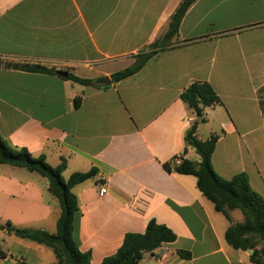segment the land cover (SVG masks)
Wrapping results in <instances>:
<instances>
[{"label": "crops", "instance_id": "0c3cea01", "mask_svg": "<svg viewBox=\"0 0 264 264\" xmlns=\"http://www.w3.org/2000/svg\"><path fill=\"white\" fill-rule=\"evenodd\" d=\"M182 1L0 0V136L52 167L66 160L65 180L97 170L73 189L80 250L93 264L114 255L127 233L143 234L152 219L177 240L138 264H252L251 252L227 244L231 223L199 191L197 178L165 164L184 155L195 119L181 94L206 82L222 101L205 110L197 131L204 141L220 135L214 170L226 180L246 173L264 197V0H197L166 40ZM151 50L157 53L140 72L97 87ZM58 71L92 82L74 83ZM184 156L199 162L193 148ZM235 211L232 222H243ZM60 214L46 178L0 164V224L54 234ZM0 264L58 263L47 246L0 230Z\"/></svg>", "mask_w": 264, "mask_h": 264}, {"label": "trees", "instance_id": "16d2710c", "mask_svg": "<svg viewBox=\"0 0 264 264\" xmlns=\"http://www.w3.org/2000/svg\"><path fill=\"white\" fill-rule=\"evenodd\" d=\"M197 0H183L171 17L166 40L174 38L180 24ZM155 46V45H154ZM151 47V49L154 48ZM151 50L139 54L133 65L111 75V82L118 83L140 72L156 55ZM23 71L40 74H56L53 68L41 65H14ZM74 83L88 85L92 81L79 78L68 72L66 78ZM98 88L109 86L97 85ZM181 99L187 110L195 115L191 127L185 134L184 155L193 148L200 162L181 158L179 165L173 162L165 164L169 172L180 175H191L197 178L199 191L214 204L215 210L225 216L231 223L226 231L225 240L235 250L251 252L252 264H264V197L255 191L246 173H239L229 180L219 176L213 167V154L220 139L219 134H213L207 140L198 138L197 131L200 122L206 120L205 110L222 104L213 87L206 82H197L189 86L181 94ZM261 108L264 113V88L261 90ZM78 103V100H77ZM0 164L26 169L38 173L49 181V192L58 199L61 214L57 221L56 233L43 230H28L13 227L10 223L0 224V230H5L18 238L30 240L52 249L58 264H93L90 252L80 250L78 223L81 216L79 201L73 189L75 186L97 176V170L86 173H73L65 180L63 173L67 169L66 160L57 167H52L45 156L34 157L26 148L12 146L0 136ZM238 210L243 215V222L234 224L230 212ZM177 235L165 224L156 220L149 221L143 234L127 233L118 251L106 257L101 264H138L145 255L154 254L163 245L173 243ZM182 259H191V253L179 251Z\"/></svg>", "mask_w": 264, "mask_h": 264}, {"label": "water", "instance_id": "95a60500", "mask_svg": "<svg viewBox=\"0 0 264 264\" xmlns=\"http://www.w3.org/2000/svg\"><path fill=\"white\" fill-rule=\"evenodd\" d=\"M58 75L61 76V77L67 78L68 72L67 71H58ZM97 83L99 85H102V86H108L112 82H111L110 78H101V79L97 80ZM198 161L200 162V159H198Z\"/></svg>", "mask_w": 264, "mask_h": 264}, {"label": "built area", "instance_id": "2783aa9c", "mask_svg": "<svg viewBox=\"0 0 264 264\" xmlns=\"http://www.w3.org/2000/svg\"><path fill=\"white\" fill-rule=\"evenodd\" d=\"M181 158L182 156H178L176 157L174 160H173V163L176 164V165H179L180 162H181ZM106 188L105 187H101L100 189V195L103 196L104 194H106Z\"/></svg>", "mask_w": 264, "mask_h": 264}, {"label": "rangeland", "instance_id": "374dc122", "mask_svg": "<svg viewBox=\"0 0 264 264\" xmlns=\"http://www.w3.org/2000/svg\"><path fill=\"white\" fill-rule=\"evenodd\" d=\"M235 216H237V218L240 220V221H242L243 220V215H242V213L240 212V211H235V214H234ZM17 239V238H16ZM17 240H19V239H17ZM247 262H249V259L248 258H244Z\"/></svg>", "mask_w": 264, "mask_h": 264}]
</instances>
